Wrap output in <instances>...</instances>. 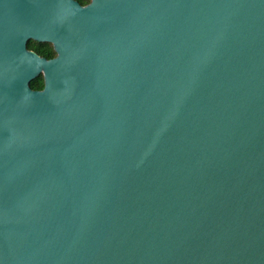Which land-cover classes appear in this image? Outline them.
<instances>
[{"label":"water","instance_id":"obj_1","mask_svg":"<svg viewBox=\"0 0 264 264\" xmlns=\"http://www.w3.org/2000/svg\"><path fill=\"white\" fill-rule=\"evenodd\" d=\"M0 264H264V0H0Z\"/></svg>","mask_w":264,"mask_h":264},{"label":"trees","instance_id":"obj_2","mask_svg":"<svg viewBox=\"0 0 264 264\" xmlns=\"http://www.w3.org/2000/svg\"><path fill=\"white\" fill-rule=\"evenodd\" d=\"M79 1L82 4H90L91 0H75ZM28 50L35 52L38 56L43 57L45 59H51L56 54L50 44H40L38 42L30 41L27 45ZM43 77L39 75L37 78L32 80L29 84L32 90H42L43 89Z\"/></svg>","mask_w":264,"mask_h":264},{"label":"flooded vegetation","instance_id":"obj_3","mask_svg":"<svg viewBox=\"0 0 264 264\" xmlns=\"http://www.w3.org/2000/svg\"><path fill=\"white\" fill-rule=\"evenodd\" d=\"M75 1V0H74ZM76 2H78L81 6H86L87 4H82V3H80L79 1H76ZM31 41V40H30ZM30 41H28V43L30 42ZM35 42V41H34ZM28 43H27V45H28ZM40 44H49V43H40ZM51 45V44H50ZM52 46V45H51ZM28 47V46H27ZM53 48V47H52ZM28 49V48H27ZM56 56V55H55ZM54 56V57H55ZM53 57V58H54ZM53 58H51V59H53ZM47 60H49V59H47Z\"/></svg>","mask_w":264,"mask_h":264}]
</instances>
